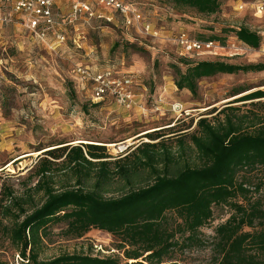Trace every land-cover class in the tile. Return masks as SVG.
I'll return each instance as SVG.
<instances>
[{"label": "rangeland", "instance_id": "obj_1", "mask_svg": "<svg viewBox=\"0 0 264 264\" xmlns=\"http://www.w3.org/2000/svg\"><path fill=\"white\" fill-rule=\"evenodd\" d=\"M126 1L144 14V25L126 26L115 13L112 21L79 19L63 26L64 43H42L18 23L0 24V205L8 188L14 196H24L27 187L34 185L36 178L30 176L40 157L50 149L103 145L111 156L108 159L114 161L143 142L168 139L175 144L170 142L172 132L188 127L185 131L193 132L203 117L221 122L226 115H247L257 124L258 120L264 123V101H238L264 88L259 87L264 85V72L204 77L198 82L195 97L188 89H178L173 67L179 64L184 71L183 57L264 64V13L253 8L255 0H222L220 11L209 16L166 0ZM65 6L67 12L68 4ZM241 26L262 36L259 48L248 46L232 32ZM182 33L190 38L215 40L225 49L214 48L212 53L194 54L192 58L182 56V46L177 44ZM235 47H244L240 50L243 52L234 54ZM79 64L131 75L135 80L132 105L120 106L109 98L94 99L91 90L79 81ZM240 86L248 90L239 93ZM156 132L164 138L152 141L146 136ZM246 174L240 180L247 181L251 199L264 201V168ZM258 184L263 186L260 191L255 190ZM112 190L109 195L122 193L116 181ZM231 212L228 207L215 206L212 221L200 230L202 244L178 251L165 264H213L215 228ZM64 228V224L52 226L41 259L65 253L121 255L116 236L92 229L81 238H69L63 234ZM0 259L20 264L18 252L3 235L1 224Z\"/></svg>", "mask_w": 264, "mask_h": 264}, {"label": "trees", "instance_id": "obj_2", "mask_svg": "<svg viewBox=\"0 0 264 264\" xmlns=\"http://www.w3.org/2000/svg\"><path fill=\"white\" fill-rule=\"evenodd\" d=\"M166 1L208 16L218 13L222 4ZM232 32L248 46L260 47L259 33L243 26ZM181 63L184 71L173 65L175 84L195 97L204 77L264 71L262 63L184 57ZM246 90L238 88L239 93ZM260 98L263 90L238 101ZM258 123L247 115H226L221 122L203 117L193 132L185 131L189 127L172 132L170 142L175 144L168 139L143 142L114 161L103 145L47 150L30 176L36 182L24 196H14L10 188L4 192L2 233L18 252L20 264H165L178 251L202 244L200 230L212 221L214 207H228L230 216L215 228L213 264H264V201L251 199L247 181L240 180L264 168V123ZM146 136L152 141L164 138L159 132ZM115 181L122 193L109 195ZM262 187L258 184L255 190ZM59 224L65 225L63 234L69 238H81L92 229L116 236L121 255L65 253L41 259L52 226ZM0 264L8 263L0 259Z\"/></svg>", "mask_w": 264, "mask_h": 264}, {"label": "built area", "instance_id": "obj_3", "mask_svg": "<svg viewBox=\"0 0 264 264\" xmlns=\"http://www.w3.org/2000/svg\"><path fill=\"white\" fill-rule=\"evenodd\" d=\"M66 3L69 7L67 12L64 11ZM252 3L256 11L264 13V0ZM114 13L126 26L145 24L144 14L126 0H0V24L18 23L30 37L42 43H49L50 40L64 43L66 34L63 26L66 24H73L79 19L112 21ZM177 44L182 46L181 55L191 58L194 54L212 53L214 48L225 49L215 40L190 38L185 33L178 37ZM242 48H233V53H242ZM76 73L81 84L91 90L94 99L109 98L120 106L132 105L135 80L131 75L121 74L113 68L94 70L85 64L77 65Z\"/></svg>", "mask_w": 264, "mask_h": 264}, {"label": "crops", "instance_id": "obj_4", "mask_svg": "<svg viewBox=\"0 0 264 264\" xmlns=\"http://www.w3.org/2000/svg\"><path fill=\"white\" fill-rule=\"evenodd\" d=\"M264 71H260V72H255V73H257V74H261V73H263ZM242 73V72H241ZM262 86H264V85H261V86H259V87H262ZM257 90H263L264 91V88H257L256 90H254V91H257ZM247 91V90H246ZM253 91V92H254ZM245 92V91H244ZM251 93V92H250ZM258 100H261V101H264V98H260V99H258Z\"/></svg>", "mask_w": 264, "mask_h": 264}]
</instances>
